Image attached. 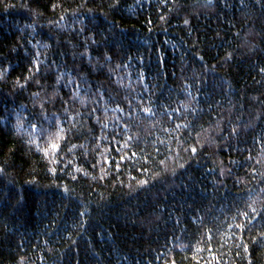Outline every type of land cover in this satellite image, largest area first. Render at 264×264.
Returning <instances> with one entry per match:
<instances>
[{
	"label": "trees",
	"instance_id": "trees-1",
	"mask_svg": "<svg viewBox=\"0 0 264 264\" xmlns=\"http://www.w3.org/2000/svg\"><path fill=\"white\" fill-rule=\"evenodd\" d=\"M0 68V264H264V0H0Z\"/></svg>",
	"mask_w": 264,
	"mask_h": 264
},
{
	"label": "snow or ice",
	"instance_id": "snow-or-ice-1",
	"mask_svg": "<svg viewBox=\"0 0 264 264\" xmlns=\"http://www.w3.org/2000/svg\"><path fill=\"white\" fill-rule=\"evenodd\" d=\"M208 3L211 4L212 0H208ZM63 19H64V17H61V20H63ZM162 19H163V17H162ZM185 23L187 24L188 21L186 20ZM81 31H83V29H81ZM91 42L93 44L96 43V41L94 39ZM111 60H112V57H110V56L105 57V63L106 64H110ZM117 67H119V65H117ZM125 67H127V65H125ZM101 68H103V65H101ZM41 70H42V65L40 63H33L32 68L28 69L30 75L28 77L24 78L26 83L22 84L19 81H17V85L22 89L26 88L27 87V81L35 82V78L41 73ZM8 72H9V69L0 68V80L6 79ZM80 79L82 80V78H80ZM142 79H146V77H143V75H142ZM62 80H66V82L61 84ZM84 82L86 83V81H84ZM73 85H74L75 89L81 88V84L79 82H76L71 78H66L65 74H63V73H61L57 77V87L58 88H60L61 90L63 88H69V98L68 99H62V106L65 110V113H67L68 108L76 100H79L81 105H85V100H83L79 97L78 92L76 93V95L72 94V88L69 86H73ZM33 96L38 98L39 92L38 91L34 92ZM188 96L192 97V93L189 92ZM192 98L196 99L195 97H192ZM140 99L142 100L143 97H141ZM47 103H48V101H44V102L40 103V105H39L40 111L38 113L33 114L32 118H29L28 116L21 117L20 113H17L16 114V124L14 125V128H15V131L17 133H20L21 130L25 127L24 121L27 120L28 126L31 128L32 132H34V133L38 132L39 138H46V142L48 143V147L51 148V150L53 152H59L61 150L60 144L58 142H55V141H57V140L67 141L68 140L67 131H71V129H67V131H66L67 120L68 119L75 120V117L70 116V114L60 115L58 113V111H54L51 114V116H49L47 109L45 107ZM149 103H152V102L149 101ZM185 110H187V108H185ZM118 111L121 114H123L125 110L123 108H118ZM142 111L147 116L155 115L152 108H150V107H143ZM96 112H97V109L95 107H92L88 111V116L89 117L94 116L95 120L97 122H99L100 117L98 115H95ZM163 115H168L166 110L163 113ZM45 125H47V128L45 127ZM102 127L106 128L107 124L103 125ZM125 127H126V122H125ZM181 127L186 128V127H188V125L187 124H185V125L177 124L176 125L177 129H180ZM117 128H119L118 123H117ZM50 130H52V131H50ZM236 133H237V130L235 128H233L232 134L235 135ZM128 139L131 140V137H128ZM177 139H178V137H177ZM32 142H35V141H32ZM161 143H164V142L161 141ZM125 146H127V145H125ZM75 147H76V145H72V147L69 148V151H72ZM80 147H83V146L81 145ZM157 151H159V149H157ZM169 151H171V149H169ZM190 151L193 155H195L197 152V148L192 147L190 149ZM45 154L46 155L48 154L47 149H45ZM132 155L135 156V153H133ZM257 163H259V161H257ZM181 167H183V165H181ZM3 171H4V169H0V172H3ZM141 183L146 184L147 181H142ZM250 208H251V213H252L253 217H255L256 215H260L261 213H264V208L257 209L256 207H252V206H250ZM84 214L85 213H83V212L80 213V215H82V216ZM241 215L248 221V223H251V218L249 217L248 211L242 212ZM262 218H264V216H262ZM235 226H236V228L241 229V230H243L245 227V225L242 223H237ZM208 239L211 240V236H209Z\"/></svg>",
	"mask_w": 264,
	"mask_h": 264
}]
</instances>
